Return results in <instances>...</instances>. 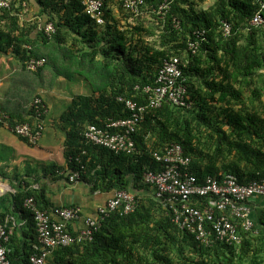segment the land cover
<instances>
[{
	"label": "trees",
	"instance_id": "trees-1",
	"mask_svg": "<svg viewBox=\"0 0 264 264\" xmlns=\"http://www.w3.org/2000/svg\"><path fill=\"white\" fill-rule=\"evenodd\" d=\"M31 1L15 0L10 9H0V54L12 49L20 58L21 73H29L41 88H53L64 78L85 83L91 92L74 96L60 118L70 168L60 177L68 180L80 170L92 193L127 191L139 200L134 213L111 214L91 241L60 246L51 251L47 263L264 264L260 198L254 216L257 234L242 233L240 247L216 241L207 248L179 229L172 211L144 182L146 172L161 170L153 154L170 144L180 145L191 158L189 172L200 181L217 177L221 182L230 174L243 185L264 179V27L252 24L255 16H264V0H216L208 8L197 0H168L170 7L161 14L165 0H146L137 16L119 7L125 25L115 17L116 4L110 0L107 23L100 28L85 14L80 0H34L38 17L22 27L21 13ZM48 24L55 28L51 36L45 32ZM192 43L199 47L195 53L189 48ZM175 57L182 64L191 107L164 103L146 112L133 136V154L89 146L83 136L86 127L128 117L120 97L145 105L142 89L154 85L163 62ZM32 59L43 61V66L29 69ZM15 82L19 80L15 78L12 87ZM0 111L9 116L10 125L30 123L38 130L31 119L33 109L22 115L9 108ZM18 182L11 209L0 211V218L4 222L18 215L28 222L33 233L29 240L12 236L8 248L11 264H31L30 257L40 255L34 250L39 233L25 200L33 198L38 209L51 215L58 207L48 198L43 178L27 173ZM197 202L201 205L205 199H196L194 205ZM67 230L78 237L71 225Z\"/></svg>",
	"mask_w": 264,
	"mask_h": 264
},
{
	"label": "built area",
	"instance_id": "built-area-1",
	"mask_svg": "<svg viewBox=\"0 0 264 264\" xmlns=\"http://www.w3.org/2000/svg\"><path fill=\"white\" fill-rule=\"evenodd\" d=\"M80 1L84 6L85 14L95 26L101 27L106 24V11L109 0ZM112 1L121 6L125 12L137 16L140 14L146 0ZM14 2L15 0H0V9H10ZM168 8V0H165L159 13L166 12ZM252 24L264 27V16L258 14L253 19ZM45 32L48 36H51L55 32L54 26L48 24L45 27ZM224 34L226 36L230 34L228 26L224 28ZM198 48L196 43L190 45V50L193 53ZM42 65L41 60H31L28 67L31 70H36ZM185 81L186 79L180 69L179 59L172 58L165 61L158 75L157 86L154 88L147 87L144 90L148 96V105L139 106L135 101L119 98L118 101L125 104L130 116L127 119L109 121L105 128L90 125L85 132L87 144L105 148L116 154H133L136 151L133 136L138 125L144 120L146 112L158 109L164 103L191 107V104L187 102L188 88L184 84ZM32 109L35 111L36 117L40 119L44 114L42 100L36 99L32 104ZM8 119L9 116L0 111V127H7L15 135L28 139L32 143H36L41 137L43 131L41 124H37L38 130L35 132L29 123L11 126ZM83 154L87 155L86 152ZM154 157L159 162L165 163L167 169L158 174H147L145 176L146 182L153 184L157 189V196L164 197L176 209V222L180 221L182 215H184V226L189 229L194 227L192 232L198 241L207 246L210 245L213 231L217 235V239L222 242L240 243L239 226L241 225L245 231H250L253 228L254 223L251 219L252 207L250 204L257 197L264 198V179L243 185L235 175H227L221 182L208 178L201 184L194 175L185 171L191 160L184 156L181 146L173 144L167 148L165 155L161 156L156 153ZM79 176L80 174L76 173L71 180L75 181ZM213 196L217 198V202H212V204L217 207L218 216H216L213 208H206L201 211L192 209L189 206L194 199L213 198ZM136 204L137 200L133 195L126 192L116 193L115 197L109 200L105 207L98 210L96 218L89 217L85 220L84 230L75 239L68 233L67 228L81 218L79 208L56 209L53 212L54 214L51 215L47 211L38 209L33 198H28L24 203V207L34 215L39 233V244L35 246V250L40 254L33 255L31 262L33 264H44L51 251L60 246L67 247L75 243L91 241L102 222L110 214L123 209L126 214L131 213L135 210ZM52 216L56 219L53 220ZM231 217L239 221V224L234 223ZM9 224L8 219L3 222L0 218V264H11L9 260L11 250L8 248V244L13 235V229ZM210 227L212 231L209 230Z\"/></svg>",
	"mask_w": 264,
	"mask_h": 264
},
{
	"label": "crops",
	"instance_id": "crops-1",
	"mask_svg": "<svg viewBox=\"0 0 264 264\" xmlns=\"http://www.w3.org/2000/svg\"><path fill=\"white\" fill-rule=\"evenodd\" d=\"M35 3L32 0L29 6L26 5L25 11H23L25 14L21 13L20 24L22 27L25 25L31 26L30 22L38 17L39 8L34 5ZM114 12H117V10L114 9ZM28 49L32 50L31 46H24V50L28 51ZM20 64V58L13 53L12 49L6 55L0 54V108L20 110V115H22V113L29 112L34 98L41 96L46 103L47 113L49 114L47 104L55 101L50 97V92L60 89L58 88L60 85L57 82L53 88L46 91L33 80L30 82L32 87L28 88L31 76L29 73H21ZM15 78L19 82H15L12 87ZM64 81V78H59L60 84ZM17 83L19 85H16ZM46 93H48V98L45 96ZM72 101L71 98L69 106ZM64 113H60V115L52 114L51 117L46 116L44 135L37 145H30L12 134L10 130L0 128V198L2 199V201L0 200V211L11 209L13 205L12 197L20 190L18 180L25 177L27 173L43 178V184L48 188V198L55 206L77 205L82 209L85 217L94 215L97 209L103 206L113 195V192L92 193L91 185L88 182L70 185L60 177L70 169L64 154L65 131L60 125V118ZM53 168L56 171L51 175L49 171ZM34 187L39 188L40 185L34 184ZM11 217L13 218V237H17L20 242L26 239L29 240L30 235L33 233L29 229L28 222L22 220L18 215H12ZM78 223L83 224V222Z\"/></svg>",
	"mask_w": 264,
	"mask_h": 264
},
{
	"label": "clouds",
	"instance_id": "clouds-1",
	"mask_svg": "<svg viewBox=\"0 0 264 264\" xmlns=\"http://www.w3.org/2000/svg\"><path fill=\"white\" fill-rule=\"evenodd\" d=\"M110 1V0H109ZM164 3V2H163ZM169 3V2H168ZM119 5H117L116 4V10H117V12H114L115 13V17L117 18V20H119V18H120V20H121V22H122V24L123 25H125V23H126V20L125 19H123V17H121V14L118 12V10H119ZM161 7V6H160ZM169 7H170V3H169ZM169 9V8H168ZM167 9V10H168ZM93 23V22H92ZM106 23H107V15H106ZM94 24V23H93ZM95 25V24H94ZM106 25V24H105ZM104 25V26H105ZM97 27V26H96ZM101 27H103V26H101ZM97 28H100V27H97ZM190 48V47H189ZM176 58V57H175ZM177 59H179V58H177ZM32 60H34V59H32ZM170 60V59H169ZM165 61H167V60H165ZM164 61V62H165ZM179 61H180V59H179ZM43 62V61H42ZM164 62H163V64H162V66H161V68L163 67V65H164ZM181 61H180V69H181V71H182V68H181ZM43 66V65H42ZM161 68L159 69V72H160V70H161ZM159 72H158V75H159ZM183 74V73H182ZM158 75H157V78H156V81H155V84L154 85H148V86H145L143 89H142V92L147 96V94L144 92V90L147 88V87H152V88H154V87H156L157 86V79H158ZM184 76V75H183ZM186 79V78H185ZM120 98H122V97H120ZM36 99H41L42 100V106H43V110H44V114H43V116H41L40 117V119H38L37 117H36V113H35V111H34V113H32V116H31V119H33L34 120V123H35V125L37 126V124H41V126L43 127V131H42V134H41V137L37 140V142L36 143H32V142H30L28 139H25V138H22V137H19V136H17V135H15L14 133H12L11 131V133L12 134H14L15 136H17L18 138H20V139H23V140H27L28 142H29V144H31V145H37L40 141H41V139L43 138V135H44V122H45V118H46V116L48 115V113H47V107H46V103L44 102V100L41 98V97H36L35 99H34V101H33V103L36 101ZM119 99V98H118ZM125 99V98H124ZM126 100H130V99H126ZM133 101V100H132ZM119 102V101H118ZM32 103V104H33ZM119 103H121V102H119ZM124 104V103H123ZM145 105H148V96H147V102L145 103ZM31 109H32V105H31V108H30V111H31ZM125 109H126V107H125ZM127 111V110H126ZM128 112V111H127ZM129 113V112H128ZM129 116H130V113H129ZM128 116V117H129ZM128 117H125V118H120V119H127ZM113 120V119H112ZM112 120H109V121H112ZM114 120H119V119H114ZM108 121V122H109ZM107 122V123H108ZM106 123V124H107ZM30 124V123H29ZM106 124L104 125V126H102V127H99V126H97V125H94V126H97L98 128H105V126H106ZM93 125V124H92ZM11 126H14V125H11ZM90 126V125H89ZM89 126H87L86 127V129H85V131H84V138H85V132H86V130H87V128L89 127ZM0 128H6V129H8V130H10L9 128H7V127H0ZM134 138V137H133ZM85 141H86V139H85ZM87 143V142H86ZM89 145V144H88ZM171 145H173V144H170V146ZM177 145V144H176ZM89 146H91V147H97V146H92V145H89ZM180 146V145H179ZM99 148H101V147H99ZM167 148H169V146H166L164 149H163V151H161V152H155L154 154H156V153H159L161 156H163V155H165V153H166V150H167ZM182 148V147H181ZM105 149V148H104ZM183 150V149H182ZM84 152H86L87 153V151H84ZM83 152V153H84ZM184 152V151H183ZM114 153V152H113ZM116 154V153H115ZM154 154H153V158L155 159V161H157V163H159V164H161V170H159V171H157V172H146L145 174H144V182L146 183V184H148V185H150V186H152L153 187V189L155 190L154 191V193L156 194V196H157V189H156V187L153 185V184H149V183H147L146 182V180H145V176L147 175V174H150V173H152V174H158V173H161V172H163V171H165L167 168H166V164L165 163H163V162H159L155 157H154ZM84 155V154H83ZM84 156H87V155H84ZM184 156H185V154H184ZM185 157H187V156H185ZM187 158H190V157H187ZM190 160H191V158H190ZM190 164H191V162H190ZM68 167H69V165H68ZM189 167H190V165L188 166V168L187 169H185V171L186 172H188V173H190L189 172ZM84 167H82V169H83ZM76 173H79L80 174V176H79V178L78 179H76L75 181L73 180H71V178L76 174ZM67 174V173H66ZM66 174H64V176L66 175ZM191 175H193L192 173H190ZM231 175V174H230ZM195 176V175H194ZM236 176V175H235ZM196 177V176H195ZM237 177V176H236ZM197 179H198V177H196ZM208 178H212V179H215V180H218L219 181V179L217 178V177H207L204 181H200L199 179H198V181H199V183H204ZM238 178V177H237ZM65 180L70 184V185H76V184H78V183H80V182H83V179H82V172L80 171V170H76V171H74V172H72L71 174H70V176H69V179L67 180L66 178H65ZM261 180H263V179H261ZM256 181H259V180H256ZM220 182V181H219ZM240 182V181H239ZM252 183V182H251ZM118 192H126V193H129V194H131V195H133L135 198H136V195H134V194H132V193H130V192H127V191H113V195L105 202V204L103 205V206H100L98 209H97V211H96V213L94 214V215H91V216H87V217H85L84 215H83V213H82V209L79 207V206H75V207H58L57 209H74V208H79L80 210H81V212H80V216H81V218L78 220V221H76V222H74V223H72L71 224V226L74 228V229H76V231L75 232H77L78 231V234L82 231V230H84V227H85V220L87 219V218H89V217H92V218H96V216H97V214H98V210L100 209V208H102V207H105L106 206V204H107V202L109 201V200H111V199H113L114 197H115V194L116 193H118ZM157 198L158 199H161V200H163V202H164V204H165V206L167 207V208H169V210L170 211H172V213H173V215H174V223L179 227V229L181 230V231H184V232H187V233H189V234H191V235H193V236H195V234L192 232L193 231V229H194V227H192V229H189L188 227H186V226H184V224H183V221H184V215H182V218H181V220L180 221H178V222H176V213H175V208H173L172 206H171V204H169L168 203V201L164 198V197H162V198H160V197H158L157 196ZM260 198V200L263 202L264 201V198H261V197H257L253 202H251V204H250V206L252 207V213H251V219H252V222L254 223V225H253V228L250 230V231H245L243 228H242V226L240 225L239 226V228H238V234H239V236L241 237V242L240 243H237V242H233V243H227V242H222V241H220V240H218L217 239V235H215V233L211 230V227H210V229L209 228H207V229H209L210 231H212V236H211V243H210V245H205V244H203L202 242H200V241H198L197 239H196V236H195V239L198 241V242H200L201 244H202V246L203 247H207V248H209V247H211L216 241H218V242H220V243H224V244H228V245H236V246H241L242 244H243V237H242V233H249V234H251V233H253V235L254 234H257L258 232L256 231H254V227H255V222H254V216L256 217L257 215H256V207H257V203H258V199ZM199 199V198H198ZM203 199H205V202L204 203H202L201 205H199V203L197 202V205H194V202H195V200L196 199H194L192 202H191V204L189 205L190 206V208H192V209H199V210H201V211H204L206 208L207 209H209V208H213V211L215 212V214H216V216H218V211H217V207H214L213 206V204H212V202H214V203H216L217 202V198H216V196H213V198H210V197H208V198H203ZM27 200V199H26ZM25 200V201H26ZM136 200H137V204H136V207H135V210L133 211V212H131V213H134L135 211H136V209H137V207H138V204H139V200L136 198ZM35 201V200H34ZM27 211H29L28 209H26ZM56 210V209H55ZM119 211H121V212H123V213H125L124 212V209L123 210H118V211H116V212H119ZM30 212V211H29ZM180 212V211H179ZM31 214H32V216H33V219H34V215H33V213L32 212H30ZM115 213V212H114ZM131 213H128V214H131ZM113 214V213H112ZM126 214V213H125ZM111 215V214H110ZM8 220H9V222H10V224H9V226L13 229V227H12V224H13V218L12 217H10V218H7ZM231 220L234 222V223H236V224H239V221H237L236 219H234V218H232L231 217ZM34 221H35V219H34ZM78 222H83V224L82 225H80ZM78 223V224H77ZM77 224V225H76ZM210 224V223H209ZM70 226V225H69ZM13 235H14V229H13ZM12 235V236H13ZM11 236V237H12ZM35 246H37V245H35ZM35 246H34V250H35ZM36 251V250H35ZM33 255H35V253L33 254ZM32 255V256H33ZM31 256V257H32ZM31 257H30V263L31 264H33L32 262H31ZM48 262V257L46 258V260H45V263L44 264H48L47 263Z\"/></svg>",
	"mask_w": 264,
	"mask_h": 264
},
{
	"label": "rangeland",
	"instance_id": "rangeland-1",
	"mask_svg": "<svg viewBox=\"0 0 264 264\" xmlns=\"http://www.w3.org/2000/svg\"><path fill=\"white\" fill-rule=\"evenodd\" d=\"M202 7L208 8L211 6L216 0H197ZM152 22V21H149ZM33 77L30 78L28 82V88H31L32 85L30 84L33 81ZM60 85L57 90L50 92V97H52L55 101L49 102L47 105L49 107V114L48 116L51 117L52 114L60 115L67 110L70 104V99L79 94H90V90L87 88L85 83H79L78 81H68L65 80L63 83H58ZM48 87L45 88L48 91ZM74 95V96H73ZM48 98V93L45 95ZM73 96V97H72ZM41 97V96H40ZM64 97H67L66 99ZM42 98V97H41ZM43 99V98H42ZM44 100V99H43ZM33 169V168H32Z\"/></svg>",
	"mask_w": 264,
	"mask_h": 264
}]
</instances>
